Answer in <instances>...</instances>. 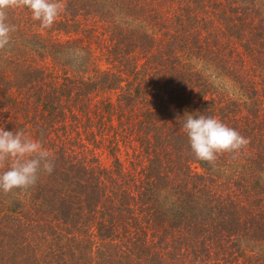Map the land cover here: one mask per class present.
I'll return each instance as SVG.
<instances>
[{"label": "trees", "instance_id": "16d2710c", "mask_svg": "<svg viewBox=\"0 0 264 264\" xmlns=\"http://www.w3.org/2000/svg\"><path fill=\"white\" fill-rule=\"evenodd\" d=\"M171 1L62 0L47 31L29 9L8 10L15 31L0 50V128H33L54 171L27 190L0 191V264H264V0H179L175 16ZM91 17L109 22V53L135 76V94L120 100L145 103L144 118L125 127L139 136V170L125 171L115 155L125 133L114 129L108 139L115 170L99 166L96 139H70L63 105L122 83L111 69H91V44L69 31ZM49 59L62 74L49 71ZM230 86L246 99L205 97ZM103 103L108 112L111 101ZM187 115L214 117L249 144L214 164L200 161L184 131ZM106 119L123 130L127 118ZM61 123L69 147L51 141Z\"/></svg>", "mask_w": 264, "mask_h": 264}, {"label": "rangeland", "instance_id": "374dc122", "mask_svg": "<svg viewBox=\"0 0 264 264\" xmlns=\"http://www.w3.org/2000/svg\"><path fill=\"white\" fill-rule=\"evenodd\" d=\"M179 0H174L169 2V5H171V7H174V9L172 10V8L170 9V15L171 16H175L174 13H176V10L180 7L179 5ZM167 1L163 2L164 8L162 9V13H161V21L163 19H165L167 17V7H166ZM140 13V12H138ZM144 13V12H142ZM35 21V20H34ZM119 21V20H118ZM39 22V21H38ZM80 22L82 23V26L80 27H74L72 29H70L69 31L72 32L73 37H81L83 38L86 42L89 41V43L92 46V49L94 51V56L93 58L94 63L91 65V69L97 68L101 71L103 70H107V69H111L113 72H116L122 80L121 85L119 86L118 90L115 91H98L95 92L94 95L92 96V98L90 97V99L86 100L84 103L81 104H75V103H65L63 105L64 109L66 110L67 115V124L69 125V127L67 129H69L70 134L72 136H70V139H75L74 142H80V143H84L88 146H92V144H94V141L96 139L97 145L95 153L97 154V156H99V166L100 167H107L110 170H115V164H114V156H112L111 154H109V146L110 143L108 141V139L110 137H112L114 131H120L121 133H126L125 131V127L130 126L129 123H133L136 119L140 120L142 118H144L143 116V111L145 112V103L144 102H140L138 103V101H133L130 100L128 101V103L124 104L123 100H120L119 97H123L121 96L124 93L127 94H135V84L133 81V85H130V80H133V78L135 77L134 75H131L128 71V68L126 67V65L124 64L125 61H123L122 63H120L121 61L119 59H114L115 56L111 53H109V51H111L110 49L113 48V42L110 39V24L108 21H102L100 20L98 17L97 18H89V19H85L82 18L80 20ZM40 23V22H39ZM131 25H133L132 27H136L138 29H142L141 28V23L139 21H130L129 22ZM142 24H144L142 22ZM75 28H78V31L74 30ZM38 30V29H36ZM48 29H44V31H47ZM57 34L55 32L54 29H52V35ZM60 36H62V39H67L65 37H67V35L62 32L60 34ZM109 49V50H108ZM183 58H185V55H182ZM188 58V57H187ZM145 59V58H144ZM112 60H116V61H112ZM132 61V60H131ZM139 64L144 65L143 60L139 59ZM133 64H136L133 61ZM47 65V64H46ZM137 65V64H136ZM138 66V65H137ZM145 66V65H144ZM49 71L53 72V74H62L63 71L61 69V67L59 66H54L53 62H51V60L49 59V67H48ZM130 69V68H129ZM141 69V68H140ZM143 70V69H141ZM72 75V74H71ZM142 74H139V78H141ZM138 78V79H139ZM49 80H51V78L49 77ZM130 89V90H129ZM142 91V90H141ZM233 92V93H232ZM237 93V90H235V88L233 86H230L226 91L225 90H218V92H216L213 96H211V94H206L205 97L206 99L215 102V103H219V101L222 99L223 101H229V99H236L240 102L244 101L245 95L242 91H239V94H234ZM191 95H193V97L195 99L198 100H202L205 99V97L203 96H198L197 94V89L196 88H192L190 91ZM125 94V95H127ZM119 98V100H118ZM105 101H111V106L109 107V111L106 112L105 107L106 104H104L103 102ZM225 102V103H226ZM90 103V104H89ZM122 103V105H120ZM128 104H130L131 106H129ZM84 105V106H82ZM88 105V106H87ZM124 105L126 107H124ZM36 109V107H35ZM34 107H32L30 110V114L35 110ZM145 109V110H144ZM21 112V111H20ZM37 113V111H34ZM107 113H110V115H108ZM117 113V114H116ZM22 114V112H21ZM21 114H19L18 116H21ZM240 114V113H239ZM123 115L124 117H126V125L122 126L123 130L121 128H119L117 125H115L117 128H112L110 130V121H106L107 117L109 118H114L116 116ZM103 116V120L106 123H103L104 126H106V131L104 132V129L102 128V126L100 125V119H102ZM264 119V112L261 116ZM97 121H99V124L97 125ZM115 123L117 124L118 121L115 120ZM75 125V126H73ZM115 129V130H114ZM262 129V135L264 134V125L261 127ZM33 128H31L29 130V132L27 134H25L26 136H28L29 138L33 139V140H38L39 142L43 139L40 137H37L35 134H33ZM56 133H52L51 134V141L53 140V142L58 143L59 144H65L67 147H69V143L73 144V141H69L68 136H63V130H62V123L57 125L56 129ZM50 131V130H48ZM52 132V131H50ZM55 132V131H54ZM105 133H108V136H106L105 138H103V135ZM59 134V135H58ZM57 136L60 137H64L65 140L61 141V139H59V141H55V139H57ZM129 136V137H128ZM122 141H120V149L119 151L117 150L116 154L117 156H119L121 158V161L124 165L125 171H134V169H141L142 165H144L142 163L143 159L142 158H138V154H136V151H139V149H137V146L139 145V136L135 133H131V135H126L123 136ZM52 143V142H51ZM140 152V151H139ZM193 168H195L196 170L202 171V169L200 167H198L197 165H193Z\"/></svg>", "mask_w": 264, "mask_h": 264}, {"label": "clouds", "instance_id": "9594fccd", "mask_svg": "<svg viewBox=\"0 0 264 264\" xmlns=\"http://www.w3.org/2000/svg\"><path fill=\"white\" fill-rule=\"evenodd\" d=\"M27 8L32 19L40 22L41 29H50L63 9L62 0H0V50L10 43L9 9ZM192 152L200 161L214 164L218 155L240 153L249 140L220 120L199 115H187L184 124ZM0 191L5 194L14 190H27L34 186L41 172L52 174L54 163L41 142L26 136L22 131L11 132L0 128Z\"/></svg>", "mask_w": 264, "mask_h": 264}]
</instances>
